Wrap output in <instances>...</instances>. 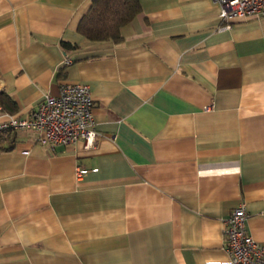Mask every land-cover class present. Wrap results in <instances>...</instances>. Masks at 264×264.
<instances>
[{
    "label": "crops",
    "instance_id": "crops-1",
    "mask_svg": "<svg viewBox=\"0 0 264 264\" xmlns=\"http://www.w3.org/2000/svg\"><path fill=\"white\" fill-rule=\"evenodd\" d=\"M92 2L0 0V125L81 84L99 133H0V264H221L242 204L264 246V18L222 30L212 0H140L94 42Z\"/></svg>",
    "mask_w": 264,
    "mask_h": 264
},
{
    "label": "built area",
    "instance_id": "built-area-1",
    "mask_svg": "<svg viewBox=\"0 0 264 264\" xmlns=\"http://www.w3.org/2000/svg\"><path fill=\"white\" fill-rule=\"evenodd\" d=\"M221 8L219 17L230 29L233 18L246 21L264 18V0H212ZM72 64L67 58L65 65ZM94 100L88 85L64 84L57 96L46 95L28 116L11 118L0 132L28 130L38 134L42 146L55 149L82 142L88 150L97 146L99 133L93 116ZM1 110V108H0ZM79 174L87 173L79 169ZM248 214L244 204L225 221V250L228 259L221 264H264V246L247 231Z\"/></svg>",
    "mask_w": 264,
    "mask_h": 264
},
{
    "label": "trees",
    "instance_id": "trees-1",
    "mask_svg": "<svg viewBox=\"0 0 264 264\" xmlns=\"http://www.w3.org/2000/svg\"><path fill=\"white\" fill-rule=\"evenodd\" d=\"M141 12L140 0H93L89 12L79 24L78 32L94 42H120L121 29L129 25ZM62 45L65 50L74 48L67 42Z\"/></svg>",
    "mask_w": 264,
    "mask_h": 264
}]
</instances>
